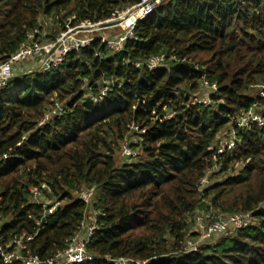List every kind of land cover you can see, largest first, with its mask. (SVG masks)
Here are the masks:
<instances>
[{
    "label": "trees",
    "instance_id": "trees-1",
    "mask_svg": "<svg viewBox=\"0 0 264 264\" xmlns=\"http://www.w3.org/2000/svg\"><path fill=\"white\" fill-rule=\"evenodd\" d=\"M138 1L0 0V64L34 30L39 43L51 42L67 26L107 20ZM133 32L120 52L96 36L55 68L0 88V244L41 261L55 256L86 220L78 191L93 186L92 259L77 264H264V125L235 126L252 107L264 116V98L253 92L264 85V0H176ZM159 53L174 59L152 70L133 65ZM204 75L216 91H207L209 104L193 103ZM106 81L102 100L83 97ZM56 101L64 114L39 125ZM131 125L145 129L130 143L140 152L117 164ZM232 130L235 148L218 154ZM40 184L60 206L37 223L42 209L30 188ZM208 211L250 212L254 222L186 249L188 225Z\"/></svg>",
    "mask_w": 264,
    "mask_h": 264
},
{
    "label": "built area",
    "instance_id": "built-area-1",
    "mask_svg": "<svg viewBox=\"0 0 264 264\" xmlns=\"http://www.w3.org/2000/svg\"><path fill=\"white\" fill-rule=\"evenodd\" d=\"M176 0H139L137 3L129 5L126 7V13L133 11L135 18L133 22L127 24L123 29V32L118 36H113L112 39H106L101 36V39L108 48L113 52H120L123 49V44L128 39L134 38V27L135 24L147 17L155 9L173 2ZM115 16V15H114ZM112 19H107L97 23H90L89 21L81 22L80 24L69 27L67 26L66 30L59 33L54 41L47 43H39L35 39L36 30L28 35V40L25 44H22L21 47L13 53L5 62L0 64V88L4 87L7 80L11 77L13 66L27 58L36 59L39 61V70L40 72L51 70L56 66L60 65L72 51H78L79 49L88 46L95 37L89 36L88 34L80 35L79 33L84 30L87 32V27L92 26H101V23L105 21L109 22ZM111 22V21H110ZM168 59H174L173 56L168 57L165 53H159L154 56H151L145 61L134 62L135 67L141 68L145 67L149 70L156 69L160 66H163ZM203 80V85L210 92L216 91V86L214 84H208L205 75L201 78ZM112 82V81H110ZM84 87V86H83ZM109 89V81H106L101 85L96 91L93 90H84L83 97L85 99L96 102L102 100L103 97L107 94ZM260 98H264V90H261L259 93ZM193 103L199 104H209L210 100L207 97V93L201 98L192 99ZM255 106V104H254ZM65 112L64 105L62 102H54L50 110L43 116L42 120L39 122V125H42L46 121H49L52 117H59ZM171 115H167L164 118L168 119ZM251 125H256L262 127L264 125V116L262 113L257 112L254 107L245 113H241L236 122V127L250 128ZM135 128L137 132L144 133L145 129H140L138 126L131 125V129ZM230 135V136H229ZM229 138L225 141L220 142V146L217 149L218 154H222L224 151H232L236 145L235 133L232 130L228 134ZM227 136V137H228ZM138 138V137H137ZM140 138L136 142H139ZM122 156L126 157V160L136 159L137 153L134 152L129 145L123 146ZM4 160H10L9 156L4 154ZM243 166V163L236 164V167ZM217 169V166L214 164L212 168L200 178L198 182V190L204 188L205 185L209 183L208 174L211 170ZM45 192H49V186L46 184H40L30 188V199L31 202L37 204L42 209V215L40 220L37 223L41 222L47 214L53 213L59 206L60 202L58 200H50L45 196ZM95 188L93 186H83L78 191V198L86 203L89 207L94 198ZM92 218L89 224L85 220L81 223V229L78 233L71 237L68 242L67 247L61 252L57 253L51 258H47L43 261L39 260L36 256L28 255L23 256L17 250L8 251L0 244V258L10 264L16 260H21L24 264H77L84 261H90L92 256L87 253L86 245L95 229L96 220L94 214H97V211L92 209ZM209 219L213 220L208 226L204 225V220ZM196 223L199 227V230L202 232L201 237L204 238L206 235L211 233H222L225 234L227 231L243 228L251 223H253V217L250 212H236V213H226L221 212L217 215H212L211 212H201L199 216L196 217ZM27 237L26 239H30ZM13 244L17 247L21 246V239H14ZM188 250H194L197 246L192 245L191 242H188ZM117 264H128V261L124 258H119Z\"/></svg>",
    "mask_w": 264,
    "mask_h": 264
},
{
    "label": "rangeland",
    "instance_id": "rangeland-1",
    "mask_svg": "<svg viewBox=\"0 0 264 264\" xmlns=\"http://www.w3.org/2000/svg\"><path fill=\"white\" fill-rule=\"evenodd\" d=\"M135 14L133 11H130L129 13H126V7L123 9H120L119 11H116L115 16L110 17L109 19L111 23H113L112 25H108L105 27H101V26H92V27H87L86 30L87 32H84V30L82 32H80V35H84V34H88L89 36L95 37V36H102L104 38L108 39H112L113 36H118L123 32V29L127 26L128 23L133 22ZM109 21V22H110ZM107 22V21H105ZM41 24L43 25V31L44 33H48L52 30L51 27L53 26L52 24V20L51 18L47 19H41ZM43 33V34H44ZM37 72H40L39 70V61H37L36 59H32V58H27L25 60H21L19 62H17L13 68H12V74L11 77L13 76H22V75H33ZM264 89V85L263 86H259L257 88H254L253 92L254 93H260L261 90ZM207 89L204 88L203 86H201V88L198 90V92H196L195 94H197L195 96V94H192V99L194 100L195 98H201L203 99V96L207 93ZM131 127V126H130ZM131 131V132H130ZM129 134H127L125 136V138L120 141L119 143V148L115 151V156H116V161L117 164H119L120 162L126 161V157L122 156V152H123V146L124 145H129L130 143H137L136 141L138 140L137 135L134 134L133 132H137V130L135 128L132 127V129L130 128ZM227 132V131H226ZM224 133V132H222ZM227 135V134H226ZM230 136V135H229ZM229 136H225V135H221L220 139H222L221 141H225L229 138ZM226 138V139H225ZM134 152L138 153L140 152V150L138 148L134 149L132 147H130ZM227 173L225 174H221L220 176H222V178L224 176H226ZM213 181V179H212ZM211 181V182H212ZM95 196V193H94ZM95 198V197H94ZM90 210V212H89ZM216 214L221 213L220 211H214ZM201 214V212H197L195 218H193V220L190 222V224L188 225L187 228V237H186V241H185V247L186 249H188L189 244L188 242H191L192 245L194 246H198L201 244H208V243H212L214 242L222 233H211L209 235H206L204 238L201 237L202 232L199 230V227L197 226L196 223V217L199 216ZM86 223L89 224L91 221V218L93 216L92 214V208H91V204L90 207L86 213ZM213 220H209V219H205L204 220V225L208 226ZM254 222V220H253ZM191 233V235H189Z\"/></svg>",
    "mask_w": 264,
    "mask_h": 264
},
{
    "label": "water",
    "instance_id": "water-1",
    "mask_svg": "<svg viewBox=\"0 0 264 264\" xmlns=\"http://www.w3.org/2000/svg\"><path fill=\"white\" fill-rule=\"evenodd\" d=\"M112 24L113 23H111V22L101 23V27H105V26L112 25Z\"/></svg>",
    "mask_w": 264,
    "mask_h": 264
}]
</instances>
